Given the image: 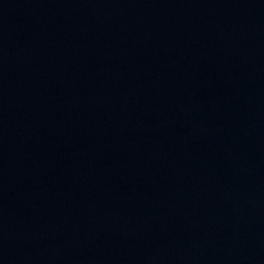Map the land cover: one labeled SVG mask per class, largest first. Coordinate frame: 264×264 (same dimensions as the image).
Returning a JSON list of instances; mask_svg holds the SVG:
<instances>
[{
	"label": "water",
	"instance_id": "95a60500",
	"mask_svg": "<svg viewBox=\"0 0 264 264\" xmlns=\"http://www.w3.org/2000/svg\"><path fill=\"white\" fill-rule=\"evenodd\" d=\"M0 264H264V0H0Z\"/></svg>",
	"mask_w": 264,
	"mask_h": 264
}]
</instances>
